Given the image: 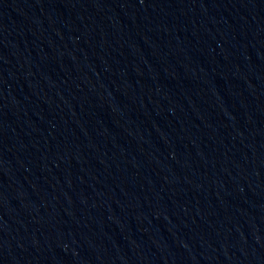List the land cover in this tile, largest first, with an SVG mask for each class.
<instances>
[{
    "label": "water",
    "instance_id": "water-1",
    "mask_svg": "<svg viewBox=\"0 0 264 264\" xmlns=\"http://www.w3.org/2000/svg\"><path fill=\"white\" fill-rule=\"evenodd\" d=\"M0 264H264V0H0Z\"/></svg>",
    "mask_w": 264,
    "mask_h": 264
}]
</instances>
